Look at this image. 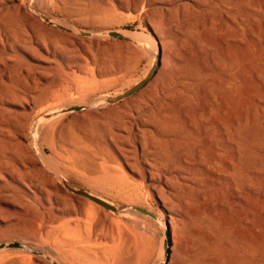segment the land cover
<instances>
[{"label":"rangeland","instance_id":"rangeland-1","mask_svg":"<svg viewBox=\"0 0 264 264\" xmlns=\"http://www.w3.org/2000/svg\"><path fill=\"white\" fill-rule=\"evenodd\" d=\"M145 1L141 0V3L144 4ZM209 1L212 0H168L162 10L151 4L149 7H139L135 12L131 7L126 8L129 0L36 1L34 4L38 12L37 24L34 25L31 21L23 23L28 30V35L23 39L24 44L13 45L11 52L6 53L9 56L5 65H0V93L3 92L0 121H5L0 129L9 132L7 138L0 134V153L6 158L5 162L21 154V150L12 145V139H15V133L22 127L32 147V128L43 115L67 107L85 108L91 100H105L116 96L144 80L157 60V57H152L153 46L150 41L154 39L155 29L159 28L169 35L166 50L178 54L177 56L186 63L184 70H199L200 66L204 65L210 69V73L204 78L205 81L221 77L222 74L211 64L207 52L208 44H205L216 36V33L210 31L203 23L210 12L217 13L216 9H212L213 3ZM11 3L12 0H2L0 11L9 9ZM18 4L27 7L29 0H19ZM217 8L218 13L223 10L219 4ZM238 12L240 13V10L235 9L232 14ZM263 14L264 0L262 30ZM1 15L10 24L14 23L11 11ZM244 15L249 20L254 16L252 11H246ZM42 16L49 18L52 25L45 23L41 19ZM32 24L34 27L30 26ZM191 26L198 28V32L190 33L188 29ZM68 30L91 33L90 36L94 34L95 37L81 38L71 35ZM106 31H120L130 40L96 36ZM197 43L202 44L203 51L197 48ZM246 43L250 49L247 51L246 65L249 74L246 87L249 94L258 93L260 99L257 107L260 116L264 118V73L260 75L259 82L251 74V70L257 68V63L264 61V41L247 36ZM45 51H48L49 55H46ZM160 67L149 83L154 82ZM177 70L180 71L178 67L170 65V72ZM130 98L113 105L104 104V100L96 104L93 110L104 113V120H95L92 116L82 113L58 118L44 128L40 138L44 149L43 156L51 161L56 170L54 175L58 179L54 190L57 211L51 210L48 213L51 217H56L58 222L48 220L45 225L40 218L47 212H42L26 195L14 196L0 192V196L5 197V201L12 205L7 207L0 203V220L3 221H0V244L19 245L17 250H1L0 264H19L18 261L23 264H36L30 252L36 247H42L46 251H58L64 264H161L168 258L172 237L175 252L179 255L189 254L194 244L198 243L209 249L205 256H210L209 259L214 261H219L226 254H237L242 256L247 264H256L255 256L241 252L232 239L237 237L238 232L224 230L229 223L225 212H212L208 209L207 201L197 203L195 191H176L168 187L165 191L172 197L169 202L171 206L167 204L176 211V221L173 232L169 225L164 229L160 225L161 219L158 218L162 214V207L152 191V186L157 185L142 181L140 175L130 172L124 166L118 168L112 163L104 151L105 145L98 139L103 128L101 124L112 119H107L108 110L121 109L122 104L128 105ZM249 103L252 104L250 97ZM25 163V172L29 177L36 178L40 175L38 167H35L36 170L28 165L27 160ZM134 168L141 176L144 175V166L138 157ZM54 169L52 168V171ZM67 188L97 197L114 207L119 214L106 212L89 201L86 204L87 200L76 197ZM262 188L264 192V175ZM43 190L49 191L50 188L45 184ZM142 205L146 207L152 219L126 211ZM263 205L264 203L262 210ZM201 211L208 215V220H199L197 215ZM262 222L264 227V217ZM45 228L47 229L44 230ZM262 230L264 231V228ZM263 231L260 237L264 244ZM215 236L231 248L226 250L220 246H209L207 238ZM246 236L254 238L252 234ZM21 247H26L29 251H22ZM12 252L17 255L16 258L11 262L5 261L7 257L4 256ZM262 257L264 264V252ZM29 258H32L30 262Z\"/></svg>","mask_w":264,"mask_h":264},{"label":"bare ground","instance_id":"bare-ground-1","mask_svg":"<svg viewBox=\"0 0 264 264\" xmlns=\"http://www.w3.org/2000/svg\"><path fill=\"white\" fill-rule=\"evenodd\" d=\"M18 1L12 0L9 9L0 11L1 66L5 65L9 56L6 53L11 52L13 45L24 44L23 39L28 35V30L23 23L31 21L34 25L37 24V9L34 3L36 1L43 2V0H29V5L22 7ZM129 1L125 5L126 8L131 7L135 12L139 7H149L151 4L162 10L168 0H146L144 4L141 3V0ZM254 1L253 3L250 0L209 1L213 3L212 9H216L217 15L214 11L212 14L210 12L203 23L208 26L210 31H214L216 36L205 44H208L207 52L213 68L222 74L221 77L208 79L210 81L204 80L210 73V69L204 65L200 66L199 70L196 68L184 70L186 63L177 56L178 54L166 50V46L169 44L167 43L169 35L159 28H154V39L150 41L153 46L152 57H157L156 62L158 61L159 67L161 66L157 77L153 83H148L150 85L147 84L148 86L142 91L131 96L128 105L127 103L122 104L119 110L111 108V111H107V119L109 117L112 119L106 123L101 122L104 130L101 129L98 139L102 145H105L104 151L118 168L124 166L130 172L140 175L142 181L157 185L152 186V191L162 207V216H158L161 219L162 228L165 229V226L169 225L173 232L176 221L174 218L176 211L171 209L169 204L172 196L165 189L170 187L176 191L179 189H185L188 192L195 191L197 203L207 201L208 209L212 212L214 210L225 212L229 223L224 227V230L238 232L236 235L239 236L232 238L235 244L241 252L255 256L256 264H262L264 244L260 235L264 228L262 226L264 217L262 216L264 213V209L262 210L264 203L262 188L264 118L260 116L257 107L260 99L258 93L249 94L246 87L249 74L246 62L247 53L250 50L246 38L251 36L255 37L257 41H264V30L261 27L263 0ZM217 4L221 5L223 9L219 13ZM235 9H239L240 13L232 14ZM7 11L12 12L14 23L10 24L1 15ZM246 11L253 12L254 16L251 20L244 15ZM33 24L30 26L34 27ZM188 30L192 34L198 32V28L192 26ZM58 34L61 35V33ZM91 36L95 37L94 34ZM129 36L131 35L129 34ZM64 37L66 38L67 35L65 34ZM147 44L149 43L147 42ZM196 46L199 50L204 48L201 43H197ZM255 48H257L256 45ZM39 51L40 48L37 49V52ZM45 54L49 55V52L45 51ZM62 55L64 56V53ZM170 65L178 67L180 71L170 72ZM212 66L210 65V67ZM262 73H264V61L258 62L257 68L251 70L253 78L258 82ZM2 93H0V104L2 103ZM15 97L20 99L19 96ZM249 97L252 98V104L249 103ZM103 100V98L91 100L87 107L82 108L78 113H67L46 121H37L31 133L32 147L29 145L30 141L24 127L18 130L15 133V139H12V145L19 148L21 154L11 158L7 163L2 152L0 153V192L11 193L14 196L26 195L37 204L42 212H47L43 218H40L45 225L48 220L58 222L56 217H51V214L48 213L51 210L57 211L54 190L58 179L54 175L56 170L51 165V161L43 156L44 149L40 138L44 128L65 116L85 113L95 120H104L106 118L104 113H99L96 109L93 110L94 106ZM65 109L50 112L48 115L58 114ZM4 122L0 121V127ZM0 134L5 138L9 136V132L3 129H0ZM136 157L142 161L144 166L143 176L134 168ZM25 160L28 161L30 167H38V172H40L38 177L28 176V173L25 172L27 169ZM52 168L55 170H53L54 172ZM45 184L50 188L49 191L43 190ZM185 197L188 199L187 195ZM4 198L0 196V203L7 207L12 206ZM86 202L88 204V201ZM137 208L149 213L143 205ZM126 211L134 213L131 209ZM197 216L199 220H206L208 215L201 211ZM248 234H252L254 238L247 237ZM173 238L170 253L167 255L168 260L164 261V259L161 264L248 263L237 254H226L219 261H214L212 258L209 259L210 256L209 258L205 256L209 249L198 243V245L194 244L195 246L191 252L189 251V254L179 255L175 252ZM206 242L214 248L219 246L226 250L231 248L216 236L207 238ZM21 249L25 252L29 251L26 247H21ZM30 252H32L36 264H64L59 252L53 249L46 251L42 247H36ZM16 256L14 252L9 253L4 256L7 257L5 261L11 262ZM31 260L32 258L28 259L29 262ZM18 262L23 264L22 261Z\"/></svg>","mask_w":264,"mask_h":264},{"label":"water","instance_id":"water-1","mask_svg":"<svg viewBox=\"0 0 264 264\" xmlns=\"http://www.w3.org/2000/svg\"><path fill=\"white\" fill-rule=\"evenodd\" d=\"M41 19L45 23L52 25L50 22V19L47 18L46 16H42ZM68 32L71 35L78 36L81 38H91V36H90L91 33L78 32V31H74V30H68ZM96 36L97 37H103V38H109V39L130 40L127 37H125L123 34H121L120 31H106V32L96 34ZM158 68H159V62L157 61L156 64L153 66V68L150 70V72L148 73V75L146 76V78L144 80H142L136 86H134V87H132V88L116 95V96L105 99L104 104H107V105L117 104V103H119L123 100H126L129 97L135 95L141 89H143L147 85V83H149L153 79ZM81 110H82V108L80 106H74L72 108L63 110L62 112H60L58 114H54V115L45 114L42 117H40V120L46 121L48 119L56 117L57 115H63V114H67V113H78ZM67 189L69 192H71L76 197L83 198V199L91 202L92 204L96 205L97 207L101 208L102 210H104L106 212H110L114 215L119 214L118 211L114 207L108 205L107 203H105L104 201H102L101 199H99L97 197H93V196H91L88 193H85L83 191L72 190L69 188H67ZM130 209H131V211H133L137 215L145 216V217H148L150 219L153 218L150 214H148L145 211L140 210L138 208H130ZM17 249H19L18 244H9V245L0 244V251L1 250H17Z\"/></svg>","mask_w":264,"mask_h":264}]
</instances>
